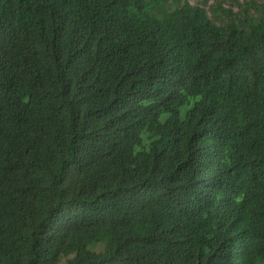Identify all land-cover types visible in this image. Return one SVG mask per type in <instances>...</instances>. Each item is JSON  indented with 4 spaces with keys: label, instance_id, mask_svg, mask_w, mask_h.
Instances as JSON below:
<instances>
[{
    "label": "trees",
    "instance_id": "1",
    "mask_svg": "<svg viewBox=\"0 0 264 264\" xmlns=\"http://www.w3.org/2000/svg\"><path fill=\"white\" fill-rule=\"evenodd\" d=\"M0 0V264H264V0Z\"/></svg>",
    "mask_w": 264,
    "mask_h": 264
},
{
    "label": "rangeland",
    "instance_id": "2",
    "mask_svg": "<svg viewBox=\"0 0 264 264\" xmlns=\"http://www.w3.org/2000/svg\"><path fill=\"white\" fill-rule=\"evenodd\" d=\"M193 2V4H197L199 1H197V0H194V1H192Z\"/></svg>",
    "mask_w": 264,
    "mask_h": 264
}]
</instances>
